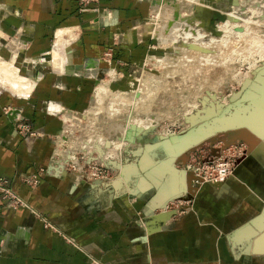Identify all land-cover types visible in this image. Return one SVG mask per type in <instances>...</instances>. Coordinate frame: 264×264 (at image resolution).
Returning a JSON list of instances; mask_svg holds the SVG:
<instances>
[{
    "label": "rangeland",
    "instance_id": "374dc122",
    "mask_svg": "<svg viewBox=\"0 0 264 264\" xmlns=\"http://www.w3.org/2000/svg\"><path fill=\"white\" fill-rule=\"evenodd\" d=\"M99 2L77 1L80 10L90 5L93 11L100 9L94 6ZM143 3L148 11L136 18L120 21L116 13L98 10L78 26L54 29L48 39L49 49L35 57L27 56L31 44L25 37H19L26 44L19 53L12 41L8 46L13 53L9 51L6 45L15 34L7 35L0 26V60L9 61L18 77L30 84L27 91L17 94L0 82V92L11 102L25 98L46 68L90 77L88 98L81 111L65 110L58 103L48 107L60 117L64 128L52 137L49 161L22 174L21 181L34 188L43 174L68 173L78 183L91 184V189L109 187L120 177L128 178L123 174L129 165L136 169L130 175L137 174L138 167L132 161L142 151L149 152L168 169L169 178L161 181V188L166 189L163 203L151 217L135 220L145 236L148 231L171 228L192 203L194 188L214 185L210 181L199 183V175H211L225 164V182L243 169L251 148L253 153L256 147H264V131L257 133L252 127H257L254 121L264 118V0ZM2 6L0 1V18L5 13ZM90 26L110 27L109 40L98 66L93 61L77 65L71 62L70 44L82 39L85 28L94 32L87 30ZM189 26L219 39L220 45L211 48L193 43L198 36L193 30L184 41ZM58 38L65 40L63 44L56 45ZM191 49L199 52L188 53ZM13 109L7 105L1 112L12 115L16 132L31 141L29 138L38 135L33 123L19 111L13 115ZM0 177L8 180L12 191L9 195L0 192L2 199L12 207L22 205L9 179ZM140 181L144 184L145 179ZM34 213L44 227L51 228L42 213ZM153 216L159 221L149 224ZM249 242L255 249L253 241ZM92 264L100 263L93 260Z\"/></svg>",
    "mask_w": 264,
    "mask_h": 264
},
{
    "label": "crops",
    "instance_id": "0c3cea01",
    "mask_svg": "<svg viewBox=\"0 0 264 264\" xmlns=\"http://www.w3.org/2000/svg\"><path fill=\"white\" fill-rule=\"evenodd\" d=\"M0 1L5 12L0 26L7 35L15 34L6 48L11 51L8 45L13 42L19 53L26 46L19 37H25L31 44L27 56L33 57L49 49L51 31L78 26L95 11L116 13L120 21L148 11L143 3L147 0H100L94 5L100 9L94 11L90 5L80 10L78 0ZM88 29L94 32L85 28L82 39L70 44V59L77 65L93 61L98 66L111 28ZM40 72L25 98L11 102L0 92V176L9 179L23 201L12 207L0 196V264H92L93 260L100 264H264V234L238 236L264 212V147H256L253 153L251 148L243 169L225 182L194 188L192 203L171 228L148 231L145 236L135 220L151 217L163 203L166 189L161 181L169 178L168 169L149 152L142 151L132 161L137 174L120 177L109 187L91 189V184L78 183L68 173L43 174L36 187L26 186L21 175L49 161L52 137L64 128L48 107L58 103L79 112L91 86L84 74L47 68ZM7 105L14 108L13 115L19 111L33 123L38 135L31 141L16 132L12 115H3L2 107ZM132 191L136 193L129 195ZM34 211L42 213L51 228L44 227ZM154 216L149 224L159 221ZM259 239L260 245L253 244L252 249L249 241Z\"/></svg>",
    "mask_w": 264,
    "mask_h": 264
},
{
    "label": "bare ground",
    "instance_id": "6f19581e",
    "mask_svg": "<svg viewBox=\"0 0 264 264\" xmlns=\"http://www.w3.org/2000/svg\"><path fill=\"white\" fill-rule=\"evenodd\" d=\"M174 3H176V2H174ZM173 6H175V5H173ZM179 11H181V10H179ZM189 27L190 28H188V30L185 31L184 41H188L189 36H190L189 31L191 32V30H193L195 34H198L197 38H194V39H197V42H193V43H195L199 46H205V47L210 46L211 48L212 47L217 48L220 45L219 39H215V38L213 39L212 37L206 35L205 33L203 34L201 32V30L198 29V27L197 28H194V27L192 28L191 26H189ZM180 34H181L180 37L182 38V33H180ZM63 41H65V40L58 38L56 41V43H57L56 45H58L59 43H60V45L63 44L62 43ZM202 42H205V44H201ZM187 52L188 53H195V52H197V50L191 49V50H187ZM59 57H60V54H59ZM16 73H17L16 68L9 61L7 62L6 60L5 61L0 60V82H2L4 85H6L9 89L14 91L15 93L19 94V93H23L24 91H27L29 89L30 84L28 83V81L26 79H23V77L19 78ZM99 89L100 88H98L97 91H99ZM100 90H102V89H100ZM254 122H256L255 124L257 125V127L253 126L252 124L251 125H252V127H254V129L257 131V133L260 132L261 130L264 131V118L262 119V121L256 120ZM254 129H252V130H254ZM263 142H264V140H263ZM132 170H133V172H136V169L134 167H131V165L127 166V169L125 170L123 175H125V177H128L130 175V172H132ZM245 229H246L245 231H241L239 233V235H238L239 237L246 234L245 236L247 238H249V237H252L253 235L257 234L258 231H260L261 234L259 233V234L255 235V238L259 235H263L264 234V214L258 218H255L254 221L251 223V225H248L247 228H245ZM259 241H260V239L257 241H254L253 244L258 246V245H260Z\"/></svg>",
    "mask_w": 264,
    "mask_h": 264
},
{
    "label": "built area",
    "instance_id": "2783aa9c",
    "mask_svg": "<svg viewBox=\"0 0 264 264\" xmlns=\"http://www.w3.org/2000/svg\"><path fill=\"white\" fill-rule=\"evenodd\" d=\"M228 176V168L225 164L219 165L215 171V173H212L211 175H199L198 176V181L199 183H203L205 181H210L214 184H219L224 182V180ZM0 192L3 193L4 195L6 194H11L12 191H10L8 187V180L0 177ZM15 202L19 201V198L14 199Z\"/></svg>",
    "mask_w": 264,
    "mask_h": 264
}]
</instances>
